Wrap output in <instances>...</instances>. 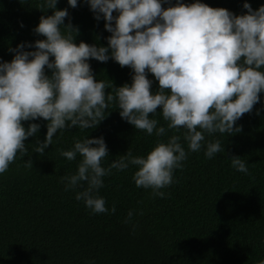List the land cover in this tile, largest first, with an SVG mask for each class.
<instances>
[{"label": "clouds", "instance_id": "clouds-1", "mask_svg": "<svg viewBox=\"0 0 264 264\" xmlns=\"http://www.w3.org/2000/svg\"><path fill=\"white\" fill-rule=\"evenodd\" d=\"M56 4L57 0H44L52 13L41 15L32 29L43 38L17 43L9 49L12 58L0 60V173L18 150L27 152L25 138L35 136L40 128L32 121H46L44 139H37L34 147L43 154L58 130L94 128L115 99L122 119L150 135L155 130L158 139L146 154L127 150L102 166L108 156L103 135L74 139L71 148L59 150L68 160L81 156L76 171L61 177L65 188L86 182L75 198L92 212L115 211L114 205L106 208L98 194L102 177L112 169L135 166V185L163 197L160 189L172 183L173 170L186 159L180 135L159 139L166 128L157 126L149 115L157 112V106L168 129H183L188 151L200 150L203 142L204 155L211 158L221 151V144L218 139L205 140L204 134L238 132L235 121L251 112L256 102L264 104L258 95L264 93V4L253 9L244 0L247 11L234 14L204 0H175L167 7L161 6L162 0H87L95 19L103 18V27L110 33L105 37L107 45L76 43L73 31L76 34L78 29L70 17L65 24L68 10ZM67 4L75 7L77 0ZM61 25L66 32H61ZM109 57L132 70L131 83L113 86L114 95H106L105 82L94 78L88 62ZM146 73L158 81L155 90ZM22 121L30 122L25 128ZM231 165L248 172L241 156L232 155ZM127 216H132L131 210ZM257 264H264V259Z\"/></svg>", "mask_w": 264, "mask_h": 264}, {"label": "trees", "instance_id": "trees-1", "mask_svg": "<svg viewBox=\"0 0 264 264\" xmlns=\"http://www.w3.org/2000/svg\"><path fill=\"white\" fill-rule=\"evenodd\" d=\"M191 2V0H186ZM213 7H225L234 14L246 12L244 0H204ZM253 9L264 0H248ZM175 0H162V7ZM56 8H67L76 43L107 45L110 33L104 20H96L87 0L71 7L57 0ZM44 0H0V60H10L9 51L21 41L42 39L32 31L41 15H50ZM113 15L116 11L113 10ZM23 23V27L20 26ZM114 23V22H113ZM61 32L67 31L60 26ZM52 59V57H50ZM94 78L103 80L107 92L113 86L131 83L129 66L111 57L107 61L88 60ZM45 71L51 70L45 66ZM151 88L158 87L153 74ZM264 98V93H258ZM259 109V111H257ZM105 117L92 129L72 126L58 130L44 153L34 151L36 140H43L46 121L38 118L35 136L25 138L27 152L17 151L8 168L0 173V264H257L264 259V104L253 105L234 123L240 131L205 133V140L218 139L221 151L211 158L200 150L188 151L183 129H168L157 106L149 114L166 128L159 139L181 136L186 149L182 167L175 168L172 183L155 195L150 188L138 187L132 179L135 166L112 169L102 177L98 194L105 207L115 211L92 212L83 200L75 198L86 182L65 188L67 176L76 171L80 154L68 160L59 154L74 139L103 135L112 159L130 150L144 155L158 137L136 129L119 115L115 99L104 110ZM30 121H22L25 128ZM241 156L248 172L231 165V156ZM129 210L132 216L128 217ZM127 218V222H125Z\"/></svg>", "mask_w": 264, "mask_h": 264}]
</instances>
